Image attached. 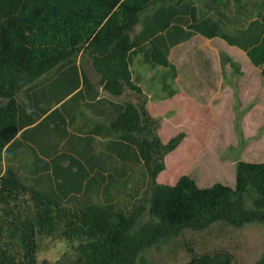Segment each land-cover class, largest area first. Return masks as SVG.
Listing matches in <instances>:
<instances>
[{
  "label": "rangeland",
  "instance_id": "374dc122",
  "mask_svg": "<svg viewBox=\"0 0 264 264\" xmlns=\"http://www.w3.org/2000/svg\"><path fill=\"white\" fill-rule=\"evenodd\" d=\"M263 37L262 0H187L157 4L141 16L134 81L160 124L161 138L168 142L185 135L167 156L160 183L175 185L190 176L203 189L236 188L240 161L264 162L263 70L248 56ZM163 56L175 69L160 64ZM45 79L19 95L26 128L6 149L1 175L12 168L27 185L64 205L108 206L135 216L139 225L150 222L152 193L139 139L111 126L125 105L136 101L135 94L115 98L105 92L86 52ZM38 245L39 264L74 257L61 236L39 237ZM190 250H226L233 264H256L264 256V225L187 229L146 249L136 264H186Z\"/></svg>",
  "mask_w": 264,
  "mask_h": 264
},
{
  "label": "trees",
  "instance_id": "16d2710c",
  "mask_svg": "<svg viewBox=\"0 0 264 264\" xmlns=\"http://www.w3.org/2000/svg\"><path fill=\"white\" fill-rule=\"evenodd\" d=\"M186 1L0 0V164L22 129L20 93L86 52L105 92L115 98L136 96L111 126L138 137L152 193L151 221L139 225L135 216L108 206L64 205L27 185L12 168L5 175L0 170V264H39V237L61 236L68 241L74 257L61 264H136L146 249L187 229L203 232L217 223L233 228L264 225V162L240 161L236 188L217 184L203 189L190 176H182L175 185L158 181L167 156L185 135L165 142L159 122L147 110V97L132 72L133 52L139 46L136 28L150 7ZM248 56L262 67L264 78V37ZM229 62L236 65L231 58ZM160 64L175 69L167 56ZM190 252L186 264L234 262L226 250ZM256 264H264V256Z\"/></svg>",
  "mask_w": 264,
  "mask_h": 264
},
{
  "label": "crops",
  "instance_id": "0c3cea01",
  "mask_svg": "<svg viewBox=\"0 0 264 264\" xmlns=\"http://www.w3.org/2000/svg\"><path fill=\"white\" fill-rule=\"evenodd\" d=\"M62 68H63V67H62ZM45 80H46V79H45ZM20 114H21V110H20ZM37 122H39V121H36L35 123H37ZM35 123H33V124H35ZM20 124H21V120H20ZM21 127H22V129H21V132H22V130H23L24 128H26V127H23L22 125H21ZM21 132H20V134H21ZM20 134H19V135H20ZM10 145H11V144H10ZM10 145H9V146H10ZM9 146H8V147H9Z\"/></svg>",
  "mask_w": 264,
  "mask_h": 264
}]
</instances>
